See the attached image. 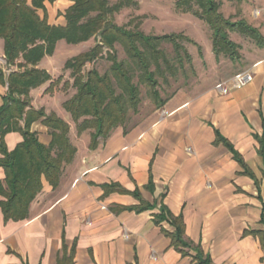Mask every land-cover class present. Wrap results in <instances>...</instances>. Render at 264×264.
<instances>
[{
  "label": "crops",
  "instance_id": "1",
  "mask_svg": "<svg viewBox=\"0 0 264 264\" xmlns=\"http://www.w3.org/2000/svg\"><path fill=\"white\" fill-rule=\"evenodd\" d=\"M27 1L49 24H67L65 13L73 0ZM247 21L264 34L263 22ZM62 40L38 65L52 81L31 88L28 97L34 109L68 122L76 152L64 161L55 186L41 176L42 189L26 217L8 218L0 206V264H58L64 254L72 255L74 264H264L258 234L264 231V158L258 139L264 135V47L252 38L236 40L241 64L235 67L236 58L229 56L233 67L203 89L195 84L157 89L158 96L151 89L147 112L142 102L137 111L130 107L126 122L93 147L92 130L80 132L82 119L75 121L66 108L76 93L66 62L96 43L56 60ZM23 61L9 64L0 38V108L10 93L8 76L22 70ZM245 70L253 72L252 82L225 93L217 89ZM62 75L66 81L73 78L71 85L49 89ZM43 119L32 122L31 130L50 146L52 129ZM217 131L239 151L254 177L228 146L217 142ZM23 140L17 130L4 136L8 151ZM59 151L54 147L52 152ZM6 177L0 165L5 185ZM162 211L167 216L159 222ZM168 214L184 218L187 245L182 250L167 234L175 229Z\"/></svg>",
  "mask_w": 264,
  "mask_h": 264
},
{
  "label": "trees",
  "instance_id": "2",
  "mask_svg": "<svg viewBox=\"0 0 264 264\" xmlns=\"http://www.w3.org/2000/svg\"><path fill=\"white\" fill-rule=\"evenodd\" d=\"M199 7L196 13L206 20L212 29L214 51L224 52L232 57L238 55V45L228 34V30H239L254 39L264 47V34L245 19L232 21L219 11L217 0H176L177 6L188 10L193 3ZM122 8V3L110 4L109 0H73L66 10V25H51L45 18H40L34 6L27 0H0V38L4 39V53L9 64L23 58L20 63L22 70L13 71L8 76L10 93L5 104L0 108V150L4 156L0 159L7 172L6 185L0 180V200L6 217L24 218L27 209L38 192L42 189L41 176L55 186L60 179L64 161L69 160L76 152L69 142L70 126L63 118L52 113L47 115L43 109H34L28 97L31 88L38 87L52 77L44 69L38 67L40 61L53 54L59 40L68 43H80L92 37L96 44L86 52H82L66 62L72 68L73 86L76 93L66 101V108L75 121L82 119L78 125L79 131L92 130V146L96 147L100 138L107 137L112 130L126 122L129 107L138 110L140 104V88L133 81L131 68L125 61L118 60L114 50L116 42L123 44L126 53L140 70L142 80L148 82L154 95L157 91L158 80L155 79L151 61L157 68L161 65L163 51L157 48V43L170 41L180 51L179 38H185L183 33L163 35H147L141 30H131L119 25L111 17ZM192 40V39H190ZM152 60H150V56ZM106 57L110 61L112 75L101 73L93 67L87 71L84 68L88 62H94ZM1 76V74H0ZM116 79L118 88L113 82ZM52 84L49 89H51ZM17 94V95H16ZM44 117L43 122L52 129L53 142L46 146L38 139L37 133L31 130L35 120ZM24 120V126L20 121ZM13 130L20 131L24 140L13 150L8 151L4 136ZM259 151L264 158V135L258 137ZM217 142H223L234 153L235 158L248 171L239 151L220 132L217 131ZM54 147L60 148L57 155L53 154ZM159 222L167 215L162 211L158 215ZM169 217V218H168ZM168 221L175 226L173 231H167L172 244L178 249L187 245L184 238L185 224L182 215L173 217L168 214ZM264 218V217H263ZM264 247V231L259 232ZM58 264H74L73 256L64 254Z\"/></svg>",
  "mask_w": 264,
  "mask_h": 264
},
{
  "label": "rangeland",
  "instance_id": "3",
  "mask_svg": "<svg viewBox=\"0 0 264 264\" xmlns=\"http://www.w3.org/2000/svg\"><path fill=\"white\" fill-rule=\"evenodd\" d=\"M217 1L219 3V11L232 21L245 19L253 24L258 21L264 23V9H258L264 7V0ZM119 2L122 3V8L114 13L111 18L127 29H139L147 35H163L174 32L186 35L185 38L178 39L182 48L180 51H177L175 46L168 40L157 43V48L164 53V57L159 60L161 65L158 68L151 61L150 69L154 72L155 79L158 80L157 89H177L181 86L189 88L192 87V84L196 85V89H203L213 83L216 78L227 74L229 68L233 67L231 66L230 55L224 52L215 53L212 29L206 20L196 13L197 10L199 11V7L195 2L188 10H183L177 6L176 0H109L111 5ZM228 34L233 41L244 42L247 39L248 41L251 39L239 30H228ZM87 43H90L88 46H91L96 42L94 38L90 42L86 41L83 44H69L65 40L60 41L56 60L61 58L64 60L85 51ZM114 50L118 60L125 61L127 66L131 68L133 81L140 88V103H143L141 109L147 112L145 103L151 98V85L141 79L140 70L135 68V64L126 53L123 44L116 42ZM239 53L240 50L238 48ZM149 56L150 60H152L151 55ZM233 61H235V67L241 64L237 58ZM111 64L112 61L103 57L94 62H88L84 71L95 67L101 73L108 72L112 75ZM68 77L72 80L66 81L67 78L64 75L57 78L54 77V81L51 82V88L53 89L55 85H60L61 83H64L66 87L70 86L71 82L69 81H73V78L71 76ZM50 80L52 81V78ZM113 82L117 87L116 91L120 92L121 89L118 88L114 77ZM73 88L71 92L77 91L75 86ZM128 112L132 113V109H129Z\"/></svg>",
  "mask_w": 264,
  "mask_h": 264
},
{
  "label": "built area",
  "instance_id": "4",
  "mask_svg": "<svg viewBox=\"0 0 264 264\" xmlns=\"http://www.w3.org/2000/svg\"><path fill=\"white\" fill-rule=\"evenodd\" d=\"M254 80V74L252 71L245 70V71H239L237 72L231 82L230 85H225L223 83H219L216 85L217 89L220 90L222 93L227 92L228 88H242L252 82Z\"/></svg>",
  "mask_w": 264,
  "mask_h": 264
}]
</instances>
